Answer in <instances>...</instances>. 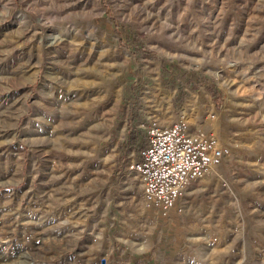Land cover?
Returning a JSON list of instances; mask_svg holds the SVG:
<instances>
[{"label": "rangeland", "instance_id": "1", "mask_svg": "<svg viewBox=\"0 0 264 264\" xmlns=\"http://www.w3.org/2000/svg\"><path fill=\"white\" fill-rule=\"evenodd\" d=\"M182 114L230 155L164 217L127 165L148 125ZM3 248L29 264H264V0H0Z\"/></svg>", "mask_w": 264, "mask_h": 264}, {"label": "built area", "instance_id": "2", "mask_svg": "<svg viewBox=\"0 0 264 264\" xmlns=\"http://www.w3.org/2000/svg\"><path fill=\"white\" fill-rule=\"evenodd\" d=\"M146 128L148 146L127 169L139 177L146 206L168 217L173 209L182 212L189 186L220 165L230 149L213 128L192 129L185 114L169 124L156 120Z\"/></svg>", "mask_w": 264, "mask_h": 264}, {"label": "bare ground", "instance_id": "3", "mask_svg": "<svg viewBox=\"0 0 264 264\" xmlns=\"http://www.w3.org/2000/svg\"><path fill=\"white\" fill-rule=\"evenodd\" d=\"M17 26H21V22L19 21L17 23ZM20 30H24V29H20ZM26 31V30H25ZM54 38V37H53ZM58 38V37H57ZM56 40V39H55ZM23 152V151H22ZM133 184V183H132ZM133 189V188H131ZM135 192V191H134ZM135 194V193H134ZM4 247V246H3ZM18 251L21 253L20 255L18 254L19 252H16L15 254H13L12 256H6V250L3 248L0 251V257H5V262L4 264H29L30 262H24L22 259L24 258L23 253L21 252V248L18 249ZM23 255V256H21Z\"/></svg>", "mask_w": 264, "mask_h": 264}, {"label": "crops", "instance_id": "4", "mask_svg": "<svg viewBox=\"0 0 264 264\" xmlns=\"http://www.w3.org/2000/svg\"><path fill=\"white\" fill-rule=\"evenodd\" d=\"M175 120V119H174ZM173 120V121H174ZM171 123V122H170ZM169 124V123H168ZM127 128V127H126ZM133 129V128H132ZM134 130V129H133ZM129 130L127 129V140H129L130 139V137H131V135L129 134ZM140 131L138 130V129H135L134 130V133H135V135L137 136L136 137V141L138 140V142H140L141 143V139L139 138L140 137V133H139ZM146 134H147V131H146ZM133 137V136H132ZM146 138H147V142H148V137H147V135H146ZM133 139V138H132ZM132 139H130L131 140V142H133L134 143V140H132ZM137 153H136V155H134V157L130 160V161H137V160H140L141 159V151H142V149L143 148H145L146 146H144L143 147V144H137Z\"/></svg>", "mask_w": 264, "mask_h": 264}, {"label": "trees", "instance_id": "5", "mask_svg": "<svg viewBox=\"0 0 264 264\" xmlns=\"http://www.w3.org/2000/svg\"><path fill=\"white\" fill-rule=\"evenodd\" d=\"M214 94H216V92H215ZM133 137H134V139L136 140V137H137V136L134 135ZM144 146H146V147L148 146V142H147V140H146L145 142H143V147H144Z\"/></svg>", "mask_w": 264, "mask_h": 264}]
</instances>
